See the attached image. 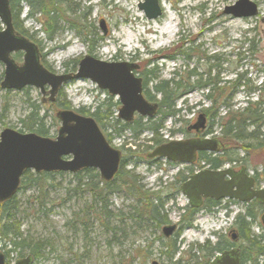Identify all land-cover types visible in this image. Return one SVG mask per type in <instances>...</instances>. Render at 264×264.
Instances as JSON below:
<instances>
[{"label": "rangeland", "instance_id": "1", "mask_svg": "<svg viewBox=\"0 0 264 264\" xmlns=\"http://www.w3.org/2000/svg\"><path fill=\"white\" fill-rule=\"evenodd\" d=\"M67 1H70V9L80 18L74 20L67 17L69 24H61L63 27L73 24L77 25V28H65L51 41L40 33L41 26L33 17L28 19V6L21 5L19 24L23 27L24 34L39 46L41 64L53 75L74 74L78 70V62L88 54L106 62H133L138 65L134 73L142 79L144 95V91L153 93L155 82L170 79L175 71L182 78L186 76L187 70L192 68L203 74L207 63L205 58L217 55V62H209L219 65L218 80L223 84L228 85L238 73H242L249 80L246 88L240 87L232 93L229 108L240 109L246 105L247 99L255 101L258 95L264 100V0H249L256 5V15L248 18L223 14L224 8L233 5L236 0H159L163 11L161 16L154 20L146 19L142 10L137 8L143 0ZM100 19L105 22L106 35H103L99 28ZM164 24H167L165 29L162 28ZM250 44L255 47V51L249 50ZM22 54L20 51L12 52L10 56L20 65L23 62ZM3 67L0 63V83L3 81ZM149 70H153L152 75L147 73ZM217 70H214L213 75ZM154 77L156 79H153ZM43 89L42 93L33 86H25L20 90L0 88V131L5 127L14 130L20 128V121L25 117L30 105H38L45 110L44 121L49 131L47 138H55L60 125V120L55 118L60 108L57 109L55 105L59 102L65 103L72 110L82 109L84 115L90 117L95 107L100 106L98 120L95 118L98 128L109 145L121 151L122 158L126 161L125 170L131 169L134 172L143 190L149 189L158 193L161 200L171 197L164 207L167 220L170 224L179 222L187 200L178 189L174 190V187L179 186L181 177L190 174V168L192 171L201 170L203 162L186 166L159 159L156 163H149L146 154L153 150L154 144L148 140L160 137L163 143L167 140L187 138L183 136V132L188 124L194 123L201 109L209 106L204 97L208 93L206 90H186L176 101L175 109L180 110L177 116H166L161 121L162 129L157 130L156 135L149 130L142 131L137 137L139 140L134 143L129 130L117 134V127L124 122L117 117L121 108L118 96H110L90 79L68 80L60 87L54 103L49 99V86L46 85ZM223 109L226 108L220 110L222 114ZM137 119L144 122V119L135 114L131 123ZM159 119L160 115L156 113L153 120ZM206 124L207 130L210 131V134L206 135L221 139L216 121L209 124L207 119ZM263 131L264 128L261 129V132ZM138 142L140 146L137 148ZM246 143L256 144L254 140L237 142L226 138L223 140L225 147L222 154L232 159L228 166L236 170L245 167L249 175L256 179V186L264 188V147L245 146ZM64 174L54 177L57 186L49 194L52 203L50 211L46 214H38L35 209L29 207L32 188L16 194L19 208L24 211L19 216L21 229L29 230L33 237L46 238L53 244L52 251L45 249L33 260V264H55L60 260L69 261L70 264H151L152 261L157 264H173L178 258L179 254H175L172 260L160 254L161 242L157 239L159 231L153 228L144 230L131 222H128L130 228L127 238L118 233L117 243L111 242L110 229L93 223L92 227H88L89 240L85 243L83 228L79 225V228H73L68 222L72 220L74 213L80 217L84 215L92 221L91 213L85 210L84 205L85 202H90L89 195L67 192L68 187L72 186L68 184L72 182V178L70 173ZM108 202L110 207L107 211L112 215H116L118 211L127 213L135 204L134 199L122 190L110 194ZM244 210L243 204L226 198L218 201L217 205L209 210L205 206L198 209L191 226L181 227L178 236H173L176 238L179 252L194 249L196 245L204 244L205 240L213 244L217 237L222 235L229 240L231 231L236 230L233 218L236 213H242ZM259 219L258 216L259 225H254L251 230L256 235L264 236V228ZM104 222L106 223V219L103 218L102 223ZM110 222L114 226L119 224L113 216ZM1 239L0 236V251L4 252ZM73 253L82 256L79 262L73 259ZM145 254L147 258L142 256ZM15 259L14 254H11L7 261L12 264Z\"/></svg>", "mask_w": 264, "mask_h": 264}, {"label": "trees", "instance_id": "2", "mask_svg": "<svg viewBox=\"0 0 264 264\" xmlns=\"http://www.w3.org/2000/svg\"><path fill=\"white\" fill-rule=\"evenodd\" d=\"M9 4L12 25H14L17 32L21 35L24 34L23 27L19 24V16L21 15V5L26 4L28 6V19L34 18L41 26V32H39L45 35V38L49 41L53 40L65 28L74 30L77 28V25L74 26L73 24L67 27L62 26L61 23L66 22L69 24L70 21L67 17H72L74 20L80 18V16L75 15L76 12L70 9V1L67 0H9ZM90 41L91 43L93 42V40ZM249 50L253 52L255 51V47L250 44ZM168 58L171 57L168 56ZM205 59H207V63L203 74L192 68L187 70L186 76L182 78L175 71V74L170 79L156 81L153 86V93L144 91V95L148 101H156L159 105L156 112L160 115L159 121L153 120V117L145 118L143 123L141 119H137L134 123L123 122V124L117 127V134L129 130L132 138L135 140L134 143L139 140L137 137L142 131L149 130L156 135L157 130L162 129L161 121L166 116H177L180 112L179 109H175L176 101L185 94L184 92L199 88L208 92L204 97L209 102V106L202 108L201 112L205 113L209 124L214 120L216 121V124L220 128V140L222 142L226 138L237 142L254 140L257 145L246 143L245 146L250 145L254 148H257V146L264 147V131L261 132V129L264 128V100L258 95L255 101L247 99L246 105L240 109L232 110L229 108L228 103L232 93L240 87L246 88L249 80L242 73H238L232 81H229L228 85L226 83L223 84V82L218 80L219 71L217 68L219 65L215 63L210 64L209 62V60L217 62L219 60L218 56L212 55ZM214 70H217V73L213 75ZM147 73L152 75L153 70H149ZM203 75H205V78H203ZM153 79H156V77ZM249 90L251 91V89ZM156 94L158 97H156ZM55 107L57 109L69 110V107L63 102H59ZM95 108L91 116L94 117L93 119L96 118L98 120L97 114H99L101 107L97 106ZM222 108H226L223 109V114L220 112ZM27 111L25 117L20 121V128L17 130L21 133L32 132L44 137L49 136V131L44 121L45 110L41 109L38 105H30ZM75 111L79 114L85 113L82 109H75ZM103 117L107 118V116ZM184 133H186V130ZM204 133V135L210 134V131L206 129ZM148 141H151L154 146L162 142L160 137L151 138ZM136 144L138 148L140 146L139 142ZM197 157V163L201 164L203 162L202 167L208 166L211 169H218L224 163L232 162V159L227 158L223 154L212 156L200 153ZM125 163L126 161L121 158L117 173L110 181L104 182L100 178L99 172L94 168H83L71 174L72 182L68 184L72 186L68 187L67 192L86 193L89 195L90 202H85L84 205H86L85 210L91 213L92 221L90 222L84 215L80 217L77 213H74L72 220L68 222L73 228H79L78 225L83 228L82 235L85 243L89 240L87 237L89 233L88 227H92L93 223L110 229L112 232L110 240L114 243L118 242V238L116 237L118 233L123 238H127V231L130 228L128 222H131L138 228L142 227L144 230L153 228L159 232L162 225L169 224L164 207L165 202L170 201L172 198L166 197L164 200H161V196L158 193L151 192L149 189L143 190V186L140 184L138 178L136 179L134 172L131 169L125 170ZM64 173L62 171L50 173L40 171V173H35L32 170H25L22 173L19 191L33 189L32 194L29 196V207L35 209L36 213L41 214L42 212V214H46L50 211L52 201L49 199V194L57 186L54 183V177L55 175L61 177L65 175ZM185 178L181 177V180H185ZM176 189L178 188L175 186L174 190ZM119 190L128 193L134 199L135 204L129 208L127 213L118 211L116 215H112L110 211H107V208L110 207L108 202L109 195ZM204 204L207 210L217 205L215 201H205ZM244 208L245 210L242 213H236L233 218V226L236 228L238 235L236 246L239 248L240 262L241 264H264V236L261 234L256 235L251 230L254 225H259L258 216L263 211V207L258 202L252 201L244 205ZM182 211L179 225L181 227L191 226L192 219L197 210L185 206ZM23 213L24 211L19 208L18 197L16 195L8 201L0 202L1 247L5 252L6 264H10L7 259L11 254H14L16 259L30 255L33 261L45 249L52 251L53 244L48 239L35 238L30 234L29 230L21 229L22 223L19 216ZM112 216L120 225H112L110 222ZM103 218L104 220L106 219V223H102ZM178 232L179 230L174 234V237L178 236ZM162 238L163 241H161ZM157 239L161 242L159 244L161 245L160 254L168 256L170 260L175 257V254H179L178 258L173 261V264H208L216 252L224 251L234 246L233 241H230L231 239L228 240L227 237L222 235L218 236L213 244L205 240L204 244L196 245L194 249L189 248L186 251L179 252L176 238H167L160 232ZM146 254L142 256L147 258ZM72 256L78 262L79 258L82 257L78 253H73ZM55 264H70V262L60 260Z\"/></svg>", "mask_w": 264, "mask_h": 264}, {"label": "water", "instance_id": "3", "mask_svg": "<svg viewBox=\"0 0 264 264\" xmlns=\"http://www.w3.org/2000/svg\"><path fill=\"white\" fill-rule=\"evenodd\" d=\"M146 19L161 16L159 0H143L137 5ZM223 14L248 18L256 15V5L249 0H236L226 6ZM100 29L106 34L103 20ZM0 63L3 64L1 89L20 90L33 86L44 92L49 86V99L53 100L59 87L70 79H90L111 96H118L120 109L117 117L131 122L134 114L153 117L158 109L157 102H149L142 95V80L134 74L136 63L126 61L106 62L88 54L78 62L74 74L53 75L41 64L39 47L26 36L20 35L12 25L9 0H0ZM22 52L23 62L18 65L10 57L12 52ZM55 117L60 120L55 138H47L32 132L21 133L10 127L0 131V202L8 201L17 194L21 175L25 170L35 173L67 172L75 173L83 168L96 169L105 181L113 179L121 163V151L112 148L96 121L89 116L78 114L72 109H59ZM204 113H199L196 121L188 127L195 133L206 127ZM223 148L216 137H191L169 140L159 144L146 154V159L160 158L174 163L192 164L197 153H218ZM70 157V158H69ZM255 179L247 174L245 167L239 170L223 166L219 169L202 168L191 173L183 181L179 190L188 206L199 207L202 199L216 201L238 200L241 203L257 200L264 205V188H255ZM264 226V213L260 216ZM177 228L176 223L161 226L160 232L170 237ZM232 234V239H235ZM5 255L0 251V264L5 263ZM13 264H33L30 255L14 260ZM151 264H157L152 261ZM208 264H241L239 248L217 252Z\"/></svg>", "mask_w": 264, "mask_h": 264}, {"label": "flooded vegetation", "instance_id": "4", "mask_svg": "<svg viewBox=\"0 0 264 264\" xmlns=\"http://www.w3.org/2000/svg\"><path fill=\"white\" fill-rule=\"evenodd\" d=\"M103 34V33H102ZM23 36H25L24 34H22ZM27 37V36H26ZM28 39H30V38H28ZM31 40V39H30ZM39 52H40V49H39ZM40 56H41V54H40ZM11 57V56H10ZM41 62V61H40ZM112 62H114V61H112ZM127 62V61H126ZM130 63V62H129ZM133 63V62H132ZM134 72V71H133ZM135 74V73H134ZM135 75H137V74H135ZM138 76V75H137ZM139 77V76H138ZM142 80V79H141ZM95 84V83H94ZM142 84V83H141ZM143 85V84H142ZM99 88V87H98ZM99 89H101V88H99ZM58 91H59V89H58ZM57 91V92H58ZM56 95H57V93H56ZM55 95V96H56ZM55 96L53 97V100H51V102L52 103H54V101L56 100L55 99ZM97 107V106H96ZM75 111V110H74ZM79 114V113H78ZM82 115H84V114H82ZM84 116H86V115H84ZM90 117V116H89ZM92 117V116H91ZM93 118V117H92ZM95 120V119H94ZM188 131V130H187ZM186 131V133H184L183 132V136H185V137H187V138H189L190 136L191 137H197V136H199L197 133H195L194 131H188L187 132ZM201 135H203V133L201 134ZM200 135V136H201ZM222 142V141H221ZM222 145H223V143H222ZM224 147H225V145H223V148L221 149V151H219L218 153H208V155H214V156H217V155H222V152H223V150H224ZM200 153H205V152H200ZM199 153V154H200ZM207 153H205V155H206ZM198 156V155H197ZM197 159H198V157H197ZM197 159H196V161L194 162V163H192V164H190V165H193V164H195V163H197ZM159 159H151V160H149V163H156L157 161H158ZM180 164H183V163H180ZM224 164H226L227 166H228V163H224ZM184 165H186V166H190V165H188V164H184ZM203 167H206V168H209V169H211L210 167H208V166H203ZM230 167V166H229ZM189 171H190V173H192V172H194V171H192V168H190L189 169ZM190 175V174H189ZM189 175H187L186 176V178L189 176ZM186 178H185V180H186ZM181 179V178H180ZM255 179V178H254ZM185 180H180V182L179 183H182L183 181H185ZM255 181H256V179H255ZM179 186H180V184H179ZM179 186H177V188H179ZM256 186V185H255ZM255 188H257V186L255 187ZM203 201H202V205L201 206H199V207H192V208H194V209H196V210H198V209H200V208H202L203 206H205V201H215L216 203L218 202V201H216V200H214V199H202ZM229 201H237V202H239L238 200H229ZM253 201H255V200H253ZM252 202V201H251ZM256 202H258L257 200H256ZM239 203H241V202H239ZM247 203H249V202H245V203H241V204H243V205H246ZM258 204L259 205H261L259 202H258ZM262 207H263V210H264V205H261ZM189 208H191L190 206H188ZM191 208V209H192ZM264 213V211H262L260 214H259V218H260V216L262 215ZM260 220V223H261V225L263 226V224H262V222H261V218L259 219ZM170 224V223H169ZM177 224V228L174 230V232H173V234L170 236V237H168V238H172L173 236H174V234H176V232L178 231V230H180L181 229V226L179 225V222H177L176 223ZM263 228H264V226H263ZM232 234H235V239H232ZM237 237H238V235H237V230H232L231 231V233H230V241H233L232 243L234 244V246H232V247H230V248H238V246H236V244H237ZM230 248H228V249H230ZM216 255V254H215ZM157 263V262H156Z\"/></svg>", "mask_w": 264, "mask_h": 264}, {"label": "bare ground", "instance_id": "5", "mask_svg": "<svg viewBox=\"0 0 264 264\" xmlns=\"http://www.w3.org/2000/svg\"><path fill=\"white\" fill-rule=\"evenodd\" d=\"M163 6H164V5H163ZM170 21L172 22V19H171ZM166 27H167V24L162 25V28H163V29H165ZM162 28H161V29H162ZM246 172H247V171H246ZM247 174L249 175L248 172H247ZM250 176H251V175H250ZM24 257H25V256H24Z\"/></svg>", "mask_w": 264, "mask_h": 264}]
</instances>
